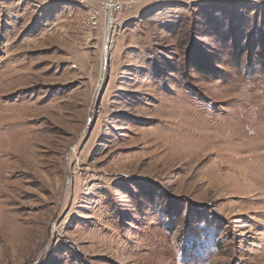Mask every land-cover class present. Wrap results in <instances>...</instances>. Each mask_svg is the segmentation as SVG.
Listing matches in <instances>:
<instances>
[{"label": "rangeland", "instance_id": "374dc122", "mask_svg": "<svg viewBox=\"0 0 264 264\" xmlns=\"http://www.w3.org/2000/svg\"><path fill=\"white\" fill-rule=\"evenodd\" d=\"M88 8L0 0V264H264V4Z\"/></svg>", "mask_w": 264, "mask_h": 264}, {"label": "built area", "instance_id": "2783aa9c", "mask_svg": "<svg viewBox=\"0 0 264 264\" xmlns=\"http://www.w3.org/2000/svg\"><path fill=\"white\" fill-rule=\"evenodd\" d=\"M74 1V0H73ZM78 3L85 2L84 0H76ZM81 1V2H79ZM136 0H107L103 3L102 12L106 20V27H111L117 24L122 13L131 5L135 4ZM89 21L84 23L83 27H90Z\"/></svg>", "mask_w": 264, "mask_h": 264}, {"label": "crops", "instance_id": "0c3cea01", "mask_svg": "<svg viewBox=\"0 0 264 264\" xmlns=\"http://www.w3.org/2000/svg\"><path fill=\"white\" fill-rule=\"evenodd\" d=\"M49 0H47L48 2ZM86 1V5L89 7L87 11V17L85 18H80L79 20H70V22L67 23H71L69 24V26L71 27H83L84 23L86 21H89V23L91 24L90 27H102L104 25L103 22V15H102V7H103V2L104 0H84ZM52 2V1H51ZM73 16V15H71ZM65 23L61 22V27H67L65 25H63Z\"/></svg>", "mask_w": 264, "mask_h": 264}, {"label": "trees", "instance_id": "16d2710c", "mask_svg": "<svg viewBox=\"0 0 264 264\" xmlns=\"http://www.w3.org/2000/svg\"><path fill=\"white\" fill-rule=\"evenodd\" d=\"M258 55H259V56L263 55V57H264V49H261V51L258 53ZM263 57H262V58H263ZM258 58H259V57H258ZM262 58H261V59H262Z\"/></svg>", "mask_w": 264, "mask_h": 264}, {"label": "water", "instance_id": "95a60500", "mask_svg": "<svg viewBox=\"0 0 264 264\" xmlns=\"http://www.w3.org/2000/svg\"><path fill=\"white\" fill-rule=\"evenodd\" d=\"M251 1H256V2L264 4V0H251Z\"/></svg>", "mask_w": 264, "mask_h": 264}]
</instances>
